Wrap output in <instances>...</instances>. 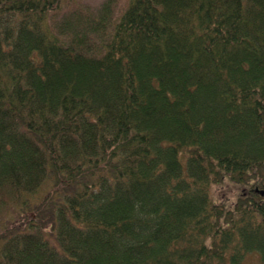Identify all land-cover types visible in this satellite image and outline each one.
Here are the masks:
<instances>
[{
	"label": "trees",
	"instance_id": "obj_1",
	"mask_svg": "<svg viewBox=\"0 0 264 264\" xmlns=\"http://www.w3.org/2000/svg\"><path fill=\"white\" fill-rule=\"evenodd\" d=\"M80 3L0 0V264H264V0Z\"/></svg>",
	"mask_w": 264,
	"mask_h": 264
},
{
	"label": "rangeland",
	"instance_id": "obj_2",
	"mask_svg": "<svg viewBox=\"0 0 264 264\" xmlns=\"http://www.w3.org/2000/svg\"><path fill=\"white\" fill-rule=\"evenodd\" d=\"M114 2V9L116 14L120 12V10L126 5L127 0H81L83 8L88 12L97 13L106 2ZM61 14L59 18H61ZM213 197L216 201H224L225 203H229L232 199L234 200L237 194V187H233L227 184L223 185H213L212 187ZM260 258L256 253L249 254L246 257V264H259Z\"/></svg>",
	"mask_w": 264,
	"mask_h": 264
}]
</instances>
